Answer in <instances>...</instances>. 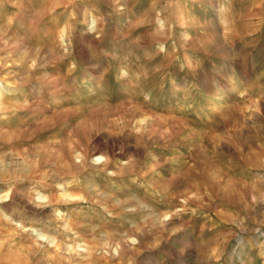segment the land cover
<instances>
[{"label": "rangeland", "instance_id": "obj_1", "mask_svg": "<svg viewBox=\"0 0 264 264\" xmlns=\"http://www.w3.org/2000/svg\"><path fill=\"white\" fill-rule=\"evenodd\" d=\"M10 153L0 264H264V0H0Z\"/></svg>", "mask_w": 264, "mask_h": 264}, {"label": "bare ground", "instance_id": "obj_2", "mask_svg": "<svg viewBox=\"0 0 264 264\" xmlns=\"http://www.w3.org/2000/svg\"><path fill=\"white\" fill-rule=\"evenodd\" d=\"M52 144V143H51ZM53 147V145H50ZM86 156V152L84 153H80V157L84 159V157ZM104 160L107 164V161L109 160V156L107 154H104ZM83 159H80V162L81 164L84 165V161ZM30 160L27 156H20L18 153H10V154H4V156L0 157V181H3V179L5 177H9V176H12V175H22V173H28L29 172V167H30ZM105 164V166H106ZM82 166V165H81ZM51 175L50 177H55V172L54 171H50ZM49 172H45L43 174V177H44V181H48V175ZM90 184V183H89ZM87 185V184H86ZM96 185V184H95ZM95 185H92V187L88 186L87 189L92 192V193H95L97 195H101L102 193L101 192H98V190H96L95 188ZM98 185V184H97ZM99 186V185H98ZM97 186V188H98ZM56 187H61V184L60 183H56ZM84 187V186H83ZM8 194V193H7ZM21 196L24 195V192L21 191L20 192ZM6 195L4 196H0V199L5 197ZM9 199H8V203L7 204H11L12 203V200L14 199L13 198V193L11 192L9 195H8ZM50 199H51V195L47 196L46 198V202H50ZM4 204V203H3ZM139 204L140 206H142V204L140 203H137ZM14 205V204H13ZM132 209V208H131ZM127 210V209H126ZM31 213L34 214L36 211L34 209H30ZM153 211V210H152ZM26 212V211H25ZM157 222V221H156ZM128 228V227H127ZM144 231V230H143ZM127 233V232H126ZM120 235H125V233H121ZM134 237V236H133ZM143 237V236H142ZM140 238V237H139ZM132 239V237L130 238ZM122 240V239H121ZM136 241V240H133V242ZM131 242V241H130ZM120 248V247H119ZM121 250V249H120ZM114 251H116V249H114ZM117 252V251H116ZM18 264V263H17Z\"/></svg>", "mask_w": 264, "mask_h": 264}]
</instances>
